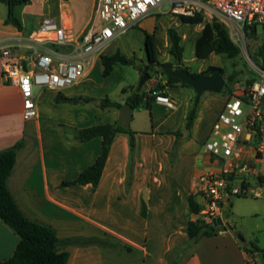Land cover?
<instances>
[{"label":"crops","instance_id":"obj_1","mask_svg":"<svg viewBox=\"0 0 264 264\" xmlns=\"http://www.w3.org/2000/svg\"><path fill=\"white\" fill-rule=\"evenodd\" d=\"M95 4L96 0L91 3L92 10L87 25L77 32V36L88 27ZM25 6L14 9V14L22 26L20 32L5 24L7 14L0 16V45L26 37L25 25L17 15L18 8ZM151 17L150 15L135 27L140 28L143 35L155 34L158 51V20ZM149 19L150 30L146 28ZM58 23L64 25L62 22ZM204 26L205 24L196 40ZM68 27L73 28L72 24ZM170 28L164 29L167 52L170 41L166 32ZM218 59L210 65L199 66L194 74L204 72L208 67H217ZM98 61L100 62V56ZM158 61L161 64L166 62L165 64H171L173 67L177 66L170 55L162 62L158 54ZM184 62L182 58V65ZM187 63L191 66L190 62ZM143 65H148L147 60ZM79 84L80 82L60 94L69 99L73 88ZM159 84L164 87L163 93L174 102L175 109H166L155 102L151 104L150 109L156 107L163 116L159 124H152L151 133L140 137L134 132L135 150L132 162L128 136L118 134L110 147L96 188L90 184L62 187L63 182L73 181L95 161L100 153L101 139L95 138L82 143L76 136L77 132L85 127L68 123L73 126V141L67 143L63 126L58 124L54 130L42 126L40 107L43 97L52 93L53 96L49 95L50 104L63 105L67 102L57 103V94L49 91L41 92L37 96L39 117L24 121L20 95L15 88L4 84L0 69V152L18 141L24 142V148L17 153L6 183L16 206L30 221L53 230L59 241L81 238L117 245L71 246L61 242L59 252L68 254L66 264H246V253L233 235L202 237L190 244L187 225L193 214L187 200L189 196H195L194 200L200 207L202 201L194 194L197 179L193 170L187 167L184 156L187 145H178L177 137L180 130L185 129L193 93L180 85L166 87V79L160 82L155 77L145 84L144 93L150 97V91ZM135 89L136 86H132L130 91L134 93ZM177 95L182 98L180 105H177ZM145 102L143 99L139 106ZM222 106L213 111L204 140L208 137ZM114 110L116 112L113 113L111 123L104 124L117 122L119 111ZM202 121L201 112L198 110L189 133L199 130ZM49 130L53 132L54 137L49 135ZM163 136L170 138V149L177 150L172 161L156 157L157 153H160ZM139 137L143 141H139ZM60 148L62 152L58 150ZM263 183L264 178L259 185ZM143 207L145 216L142 215ZM18 242V236L0 221V261L9 260L13 256Z\"/></svg>","mask_w":264,"mask_h":264},{"label":"built area","instance_id":"obj_2","mask_svg":"<svg viewBox=\"0 0 264 264\" xmlns=\"http://www.w3.org/2000/svg\"><path fill=\"white\" fill-rule=\"evenodd\" d=\"M164 6L178 18L220 17L231 29L235 43L244 41L250 29L264 27V0H96L90 23L79 36L71 27L46 20L28 36L0 45L1 76L4 84L20 95L22 119L39 117V93L60 94L77 85L103 47ZM151 95L156 104L175 109L163 91ZM203 151L208 168L196 185L202 204L191 221L220 226L219 219L224 226L231 202L250 194L252 180L258 185L264 178L263 71L254 82L225 96ZM252 197L258 198L259 193L255 191ZM253 261L248 260L250 264Z\"/></svg>","mask_w":264,"mask_h":264},{"label":"rangeland","instance_id":"obj_3","mask_svg":"<svg viewBox=\"0 0 264 264\" xmlns=\"http://www.w3.org/2000/svg\"><path fill=\"white\" fill-rule=\"evenodd\" d=\"M94 0H29V4L25 7H20L17 10L19 19L24 23L26 28L25 36H28L32 32L39 29L40 24L46 20H55L57 23L62 22L65 26L72 24L74 35L79 30L86 26L90 18V11L92 10L91 3ZM169 7L164 6L159 11H155L151 14V18L158 20V30L156 33V41L158 42V54L160 61L164 62L169 58L166 50V38L164 36V29L171 27L182 37L183 52V66L190 68L191 73H195L196 69L201 66H207L212 64L216 58H219L216 62L217 67L223 71V77L225 79V87L221 94L205 93L199 98L197 105V111L200 110L201 118L203 119L199 130L194 133H189L190 130L181 129L180 135L177 137V144H186L184 156L186 157L188 169L193 170L194 176L198 179L199 175L204 172L208 167L206 162L208 156L204 154L203 143L205 131L210 125L211 115L220 105H223V99L232 91H239L248 84L247 82L253 75L259 76L261 70L253 62L252 57L257 53L258 47L264 44V27H257L253 34H246L244 41L235 43L231 39V29L221 21L220 17H214L210 19L208 17H202V23L197 26L184 25L181 23L178 17H173L168 14ZM7 14V7L0 3V16ZM150 18V19H151ZM147 21L146 28L151 29V20ZM217 22L223 25L230 39L240 49V55L229 60L221 56H210L206 60H197L194 55L195 40L199 35L203 24ZM174 26V27H172ZM120 53L128 58H135L138 64L136 67L115 65L112 72L108 77L102 76L103 66L98 61L99 56H110L115 53ZM190 62V65L187 63ZM146 63L144 53V35L140 28H131L126 34L115 38L110 44L103 47L100 53L96 56V61L93 63L90 73L80 81V84L73 88L72 94L69 95V102H65L63 105L50 104L48 97L42 98V110L40 124L47 126L49 129H56L59 124L63 126L64 137L66 142H72L73 126L71 124H79L82 127L96 126L104 123H111L114 109H101L99 107L100 101L108 99L110 102H116L122 106L128 98H131L133 92L130 91L132 86H137L140 75H138L137 68L140 65ZM164 62L163 64H165ZM192 67V68H191ZM237 74V82L234 85H229L227 77L231 73ZM159 79L160 82L165 81V77L161 75L154 76ZM156 85L153 87H160ZM193 93V99L190 104V109L193 107L195 94L191 88H187ZM84 94V95H80ZM123 98V100H121ZM177 105L181 104L182 98L176 96ZM156 107H152L149 111L144 105L136 108L132 115L130 123V130L137 132L140 137L144 134L152 132V124H159L162 116L159 114ZM115 115V114H114ZM119 118V117H118ZM117 118V122H118ZM54 127V128H53ZM182 131H186L184 135H181ZM49 135L54 137L53 132L49 130ZM179 134V133H178ZM139 137V141L141 138ZM204 140V141H203ZM161 150L157 153L156 157L169 159L172 161L176 157V148L170 149V138L163 136L161 140ZM62 143V142H61ZM60 143V144H61ZM60 152L63 150L58 149ZM259 193L258 198H253L254 192ZM250 194L247 196L235 198L231 202V206L226 212L225 220L226 225L225 232H222L217 237H230L235 233H238L247 247V262L250 258L254 259L252 264H264V183L261 185H255L252 180V188L249 190ZM194 194L199 198L194 190ZM200 199V198H199ZM228 235V236H227ZM222 239V238H221ZM238 241V239L236 238ZM239 242V241H238ZM241 247L242 243L239 242ZM254 257V258H253Z\"/></svg>","mask_w":264,"mask_h":264},{"label":"trees","instance_id":"obj_4","mask_svg":"<svg viewBox=\"0 0 264 264\" xmlns=\"http://www.w3.org/2000/svg\"><path fill=\"white\" fill-rule=\"evenodd\" d=\"M0 2L7 7V16L4 21L5 24L13 26L19 32L22 31V26L14 14V9L18 6L28 5L29 0H0ZM179 19L183 24L191 26H197L202 23V16L200 15L192 18L181 17ZM255 31L256 29L252 28L250 29L249 34H253ZM166 33L170 41L168 54L174 60L175 64L177 61H179V64L176 67H181L184 70L190 72L189 68L183 67L182 65L184 48L181 45V37L173 28L168 29ZM144 52L146 54L148 65H140L139 68L146 69L150 79L156 75H161L162 77L166 78V87L180 85L181 87L189 88L186 85L181 84L178 80L162 73L161 68L165 65L171 64L159 63L155 34H144ZM194 55L198 60H205L210 55L221 56L229 60H233L240 55V49L230 39L229 34L223 25L217 22H211L205 24L200 36L196 40ZM252 60L258 66V68L264 72V44H261L258 47L257 53L254 57H252ZM100 62L103 66L102 76L104 78L110 75L115 65L129 66L134 68L138 64L135 58L125 57L118 52L110 56H100ZM215 73L223 75L222 69L218 67H208L204 72L199 74H191L198 78L209 76ZM236 78L237 74L232 72L227 77L228 84L234 85L237 82ZM257 78V75H253L247 84L254 82ZM144 88L145 85L141 89L132 105L134 109L138 108L143 99L146 100L144 107L147 110H149L151 104L155 102V97L152 95L148 97L144 93ZM163 88V86L156 87L150 91V94H157L160 90L162 91ZM68 100L69 99L63 97L61 94H57L55 97V101L57 103ZM129 100L130 98H128L127 102ZM198 102L199 99L194 100L195 106L194 108L191 107L189 111L185 124L186 130H190L192 128L194 119L196 117ZM99 107L101 109L113 108L119 111L122 105L115 102H110L108 99H103L100 101ZM118 134H125L128 136L130 162H132V155L135 150V133L132 132L130 128H123L119 122L82 128L77 132L76 139L82 143H85L95 138H100V153L95 161L85 168L76 177V179L73 181L63 182L61 186L69 187L90 184L96 188L101 179V175L109 155L110 147ZM23 148L24 142L21 140L10 148L0 152V221L9 227L19 238V242L16 246L13 256L9 260L0 261V264H66L68 260V254L66 252H59V245L61 242L71 246L109 245L112 247H117V245H113L111 243L108 244L102 241L85 240L81 238L59 241L53 230L30 221L22 214V212L16 206L12 196L8 192L6 183L14 167L17 153ZM127 184L129 183L127 182ZM194 197L195 196L192 195L189 196L187 202L190 212L192 214H197L201 207L197 205ZM144 214L143 207L142 215L145 216ZM222 232H225V228L222 225L204 226L192 221H189L187 225V235L190 244H194L202 237H217ZM243 250L245 253H247V247H243Z\"/></svg>","mask_w":264,"mask_h":264},{"label":"water","instance_id":"obj_5","mask_svg":"<svg viewBox=\"0 0 264 264\" xmlns=\"http://www.w3.org/2000/svg\"><path fill=\"white\" fill-rule=\"evenodd\" d=\"M179 64V61L176 62ZM140 73V78L134 93L132 94L130 100L126 102L119 110L118 122L123 128H129L134 108L132 107L134 101L136 100L138 94L140 93L143 86L150 80V76L146 69L137 68ZM164 75L169 76L173 79L178 80L181 84L186 85L191 88L195 94V100H198L205 93L221 94L225 87V79L219 73H215L209 76L194 77L190 72L184 70L181 67H173L171 65H165L161 68ZM195 105H193L194 108ZM186 131H182L181 135H184ZM217 225H221V221L217 220ZM234 237L242 243L243 247L246 243L243 238L239 236L238 233L234 234Z\"/></svg>","mask_w":264,"mask_h":264}]
</instances>
